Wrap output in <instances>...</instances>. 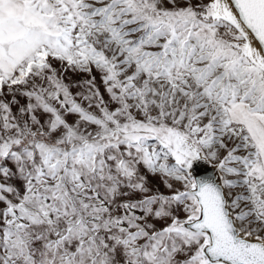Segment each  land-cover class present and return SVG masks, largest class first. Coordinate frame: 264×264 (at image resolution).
<instances>
[{
	"label": "snow or ice",
	"instance_id": "obj_1",
	"mask_svg": "<svg viewBox=\"0 0 264 264\" xmlns=\"http://www.w3.org/2000/svg\"><path fill=\"white\" fill-rule=\"evenodd\" d=\"M0 264H264V0H0Z\"/></svg>",
	"mask_w": 264,
	"mask_h": 264
},
{
	"label": "water",
	"instance_id": "obj_2",
	"mask_svg": "<svg viewBox=\"0 0 264 264\" xmlns=\"http://www.w3.org/2000/svg\"><path fill=\"white\" fill-rule=\"evenodd\" d=\"M213 170L210 166L202 162H196L194 165V178L201 181H210L212 179Z\"/></svg>",
	"mask_w": 264,
	"mask_h": 264
},
{
	"label": "rangeland",
	"instance_id": "obj_3",
	"mask_svg": "<svg viewBox=\"0 0 264 264\" xmlns=\"http://www.w3.org/2000/svg\"><path fill=\"white\" fill-rule=\"evenodd\" d=\"M101 91H103V89H101ZM71 119V118H70ZM151 183L153 184V185H157V186H159V181L157 180V179H152L151 180ZM160 191L161 192H164L165 191V189H164V187L163 186H160Z\"/></svg>",
	"mask_w": 264,
	"mask_h": 264
}]
</instances>
